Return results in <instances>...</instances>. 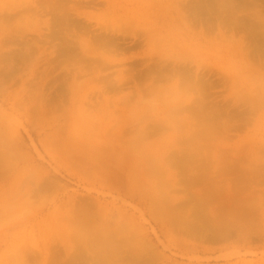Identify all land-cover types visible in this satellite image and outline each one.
I'll return each mask as SVG.
<instances>
[{"label":"rangeland","instance_id":"rangeland-1","mask_svg":"<svg viewBox=\"0 0 264 264\" xmlns=\"http://www.w3.org/2000/svg\"><path fill=\"white\" fill-rule=\"evenodd\" d=\"M0 264H264V0H0Z\"/></svg>","mask_w":264,"mask_h":264},{"label":"bare ground","instance_id":"bare-ground-1","mask_svg":"<svg viewBox=\"0 0 264 264\" xmlns=\"http://www.w3.org/2000/svg\"><path fill=\"white\" fill-rule=\"evenodd\" d=\"M149 163L151 164H149L150 165V167H149V169L151 168V166H152V168L150 169L151 171H152V173H154V170H153V164L149 161ZM158 195V194H157ZM158 199H159V197H158ZM159 200H161V198L159 199ZM160 208V207H159Z\"/></svg>","mask_w":264,"mask_h":264}]
</instances>
